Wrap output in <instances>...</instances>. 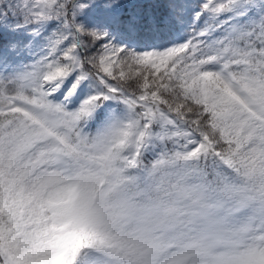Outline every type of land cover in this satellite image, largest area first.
Listing matches in <instances>:
<instances>
[{
	"label": "snow or ice",
	"instance_id": "6c2138e0",
	"mask_svg": "<svg viewBox=\"0 0 264 264\" xmlns=\"http://www.w3.org/2000/svg\"><path fill=\"white\" fill-rule=\"evenodd\" d=\"M0 264H264V0H0Z\"/></svg>",
	"mask_w": 264,
	"mask_h": 264
}]
</instances>
